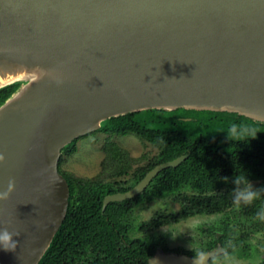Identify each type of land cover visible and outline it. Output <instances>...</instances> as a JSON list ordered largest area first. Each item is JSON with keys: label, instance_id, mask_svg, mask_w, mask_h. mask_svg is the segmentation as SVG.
Here are the masks:
<instances>
[{"label": "water", "instance_id": "obj_1", "mask_svg": "<svg viewBox=\"0 0 264 264\" xmlns=\"http://www.w3.org/2000/svg\"><path fill=\"white\" fill-rule=\"evenodd\" d=\"M0 264H38L70 190L62 151L111 118L146 110L214 111L264 124V0H0ZM188 154L157 164L131 198ZM209 254L203 255L207 264ZM199 264L158 254L152 264Z\"/></svg>", "mask_w": 264, "mask_h": 264}, {"label": "trees", "instance_id": "obj_2", "mask_svg": "<svg viewBox=\"0 0 264 264\" xmlns=\"http://www.w3.org/2000/svg\"><path fill=\"white\" fill-rule=\"evenodd\" d=\"M17 85L0 90V104L11 95ZM198 114L190 120H184L174 111L146 110L111 118L104 127L96 132L105 134L133 133L155 145L158 149L153 162L142 169L165 162L189 153L177 167L161 171L145 191V198L160 196L180 187L183 183L194 181L200 189L201 197H186L180 214L174 220L193 213H216L223 209L220 197H207L209 191L222 187L235 189L243 186L247 180L264 176V141H256L246 136L225 139L220 134L207 131L205 125L216 128L224 125L221 117L231 119L237 124H256L264 126L235 114L214 111H194ZM202 114V115H201ZM197 121V124H196ZM202 122V124H200ZM77 140V139H76ZM73 141L64 150L74 146ZM115 157L111 159L115 163ZM121 173L123 171H120ZM62 173V172H61ZM70 196L65 219L56 233L49 249L38 264H68V257L79 248L78 241L91 240L96 247L112 253L115 231H122L118 217L125 214L126 207L120 203L109 204L101 211L102 197L115 190L106 183L95 180H74L64 174ZM240 181L235 184L234 181ZM169 190V191H168ZM183 200V201H184ZM129 200V203H132ZM165 220L164 222H166ZM114 223L111 227L110 223ZM153 253L149 248L146 257Z\"/></svg>", "mask_w": 264, "mask_h": 264}, {"label": "rangeland", "instance_id": "obj_3", "mask_svg": "<svg viewBox=\"0 0 264 264\" xmlns=\"http://www.w3.org/2000/svg\"><path fill=\"white\" fill-rule=\"evenodd\" d=\"M174 112L184 120H190L199 114L184 109L174 110ZM157 152L158 149L155 145L136 134L109 135L95 131L78 138L74 146L62 151L59 169L74 180L100 181L107 180L114 175L117 181L116 185H119L127 183L136 168L151 164ZM114 157L116 160L113 165L111 159ZM120 180L122 182H118ZM252 187H256V184H253ZM238 192L223 193L220 191L205 195L207 197L216 195L220 197L222 203L230 205V203H235L234 200ZM203 195L198 190L183 188L165 193L161 197L153 198L151 201L139 205L132 214L127 215L126 221H130L132 224L131 233L140 235L144 232L143 229H139L142 224L150 221L153 217L163 216L167 223L164 222L163 226L155 230H148L150 235L164 237L170 247L179 250H200L208 246L211 239L209 229H219L223 222H227L235 228L239 237H242L246 244V250L244 253L238 252L239 242L235 240L233 250L215 259L214 263L264 264V224H256L251 219H243L242 216L246 217L245 215L238 214L242 209H247L248 203L241 201L237 205H227V208L224 207L226 213L189 214L174 221V217L180 214L186 197H201Z\"/></svg>", "mask_w": 264, "mask_h": 264}, {"label": "flooded vegetation", "instance_id": "obj_4", "mask_svg": "<svg viewBox=\"0 0 264 264\" xmlns=\"http://www.w3.org/2000/svg\"><path fill=\"white\" fill-rule=\"evenodd\" d=\"M220 121L224 123V125H222L221 127L216 128L214 125L212 126L207 124L203 126V128L207 127L206 128L207 131L214 134H220V136H222L225 139H229L232 137L238 138V137L246 136L248 138H251L259 142L262 140L264 141V126L249 124V123L237 124V123H233L231 119L226 117L225 118L221 117ZM200 124H202V122H200ZM186 154L189 155V153ZM157 164L153 165L151 168L145 171H143L142 169L147 168L148 165L145 166L143 165L141 166V168L139 167L138 169L136 168V170L133 173H131L130 177L127 180L128 181L127 183H120L119 185H116L117 181L115 180L114 175L112 177L107 178V180H100L101 182L108 184L109 186H111L112 189L115 190L114 192L105 193L103 195L102 203H101L102 213L104 212L106 207L111 203H120L122 207H126L124 216L118 217V220L121 223L122 231L114 232L116 239L113 242L114 248L111 250L112 253H107L106 249L96 247L95 246L96 242L94 241L91 240H84L82 242L78 241L77 243L79 244V248L76 250L75 254H71V256L68 257L67 259L69 261L68 264H152L151 263L152 259L155 258L160 253L184 255L191 259H196L200 257L201 254L202 255L209 254L207 264H215L214 263L215 259L224 256L226 253H229L230 251L233 250V246H234L233 242L235 243V240L239 242L237 251L240 253H244V251L246 250L245 249L246 244L244 243L242 237H239L240 235H238L235 228L227 224V222H223L220 225L219 229H215V230H213L212 228L209 229L211 239L208 243V246L200 250H196V249L179 250L178 248L170 247L168 245L167 240L164 237L150 235L148 230H155L163 226L165 221V217L163 216L153 217V219H151L150 221L142 224L139 229H143L144 232L141 233L140 235H135L136 233L134 232L131 233L132 224L130 223V221L129 222L126 221L127 215L132 214L134 209L139 205L151 201L153 198L161 197L165 194L164 193L160 196H153L149 199L145 198L146 189L149 187L153 179L161 171L152 178L149 184L139 194L128 199H123L119 201H109L106 205H103L106 196L116 193H124L132 189L135 185H137L141 181V179L147 174V172ZM259 171L264 174V170H259ZM62 174L64 175L65 173L62 172ZM123 181L126 182V180ZM118 182H122V181L120 180ZM253 184H256V187H252V188L253 190H258V196L256 199H254L252 202L246 205L247 209H242L241 211H239L238 214L245 215L246 217L242 216L243 219H251L256 224L257 223L264 224V176L251 178L247 180V182L243 186L237 187L235 189L222 187L219 190H213L207 193L220 192V191L223 193L225 192L228 193V192L240 191L244 188L252 186ZM183 188H190L192 190H198L200 192V189L196 187L194 181H191L189 183H183L180 187L173 189L172 191H178ZM132 199L133 202L129 203V200ZM234 202L235 203H230V205L224 202L223 203L224 206L221 211L211 214H220L224 212L226 213L224 207L227 208L228 207L227 205L232 206L231 204L237 205L236 200H234ZM195 214L196 213L190 215H195ZM165 223H167V221ZM110 225L111 227H114V223L111 222ZM150 247L153 248V253L149 257H146V253L149 251Z\"/></svg>", "mask_w": 264, "mask_h": 264}, {"label": "clouds", "instance_id": "obj_5", "mask_svg": "<svg viewBox=\"0 0 264 264\" xmlns=\"http://www.w3.org/2000/svg\"><path fill=\"white\" fill-rule=\"evenodd\" d=\"M2 160H3V156H0V161H2ZM239 182L240 181H238V180L234 181L235 184H238ZM13 187H14V182L9 181L7 191L0 193V201H7L8 200V198L12 192ZM257 196H258V190H253L252 186H250V187H247V188L240 190L236 194L235 200H236L237 204H239L241 201H243L244 203H250L254 199H256ZM16 235H18V233H16V232L10 233L7 230V228L0 231V246H2L5 251L15 249L17 243L14 241L13 237ZM202 261H203V255L201 254L199 264H202ZM194 264H196V262H194Z\"/></svg>", "mask_w": 264, "mask_h": 264}, {"label": "bare ground", "instance_id": "obj_6", "mask_svg": "<svg viewBox=\"0 0 264 264\" xmlns=\"http://www.w3.org/2000/svg\"><path fill=\"white\" fill-rule=\"evenodd\" d=\"M11 79H13V77H6L4 79L0 77V85L10 81Z\"/></svg>", "mask_w": 264, "mask_h": 264}]
</instances>
